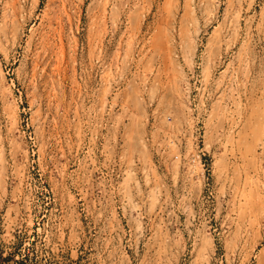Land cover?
<instances>
[{
  "label": "rangeland",
  "instance_id": "374dc122",
  "mask_svg": "<svg viewBox=\"0 0 264 264\" xmlns=\"http://www.w3.org/2000/svg\"><path fill=\"white\" fill-rule=\"evenodd\" d=\"M34 233L43 264H264V0H0V241Z\"/></svg>",
  "mask_w": 264,
  "mask_h": 264
},
{
  "label": "trees",
  "instance_id": "16d2710c",
  "mask_svg": "<svg viewBox=\"0 0 264 264\" xmlns=\"http://www.w3.org/2000/svg\"><path fill=\"white\" fill-rule=\"evenodd\" d=\"M27 238L25 235L15 234L9 243L0 241V264H43L42 261L46 257L40 256V250L35 248L36 242L43 243L40 236L36 233L32 234L30 245L24 246ZM47 262L51 264V260Z\"/></svg>",
  "mask_w": 264,
  "mask_h": 264
}]
</instances>
